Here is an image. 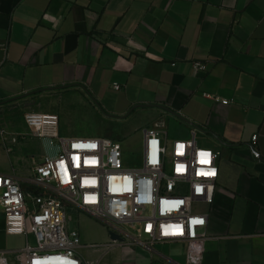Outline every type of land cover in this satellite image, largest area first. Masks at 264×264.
Returning a JSON list of instances; mask_svg holds the SVG:
<instances>
[{"label":"crops","instance_id":"1","mask_svg":"<svg viewBox=\"0 0 264 264\" xmlns=\"http://www.w3.org/2000/svg\"><path fill=\"white\" fill-rule=\"evenodd\" d=\"M0 65V174L29 177L34 169L19 155L26 111L13 100L81 86L111 113L97 121L122 127L151 114L142 124H159L165 139L196 131L199 144L216 150L219 178L205 206L199 264H264V0H0ZM71 123L79 122L59 125L62 136L107 137ZM105 232L91 243H105ZM10 236L0 216V254L23 249L8 247ZM80 251L90 259L101 253ZM102 264L188 261L185 244L175 242L118 248Z\"/></svg>","mask_w":264,"mask_h":264},{"label":"built area","instance_id":"2","mask_svg":"<svg viewBox=\"0 0 264 264\" xmlns=\"http://www.w3.org/2000/svg\"><path fill=\"white\" fill-rule=\"evenodd\" d=\"M194 68L205 72L207 66L196 62ZM24 120L37 136L57 141L58 152L36 165L32 176L0 174L6 231L28 238L23 249L1 253L0 264H102L118 248L175 242L185 244L188 264L201 262L210 220L205 206L215 201L219 153L199 144L196 131L167 140L159 124L145 128L138 164L131 165L119 140L61 136L58 114L30 111ZM68 208L104 226L107 241L84 244L79 228L69 225ZM83 247L100 256L85 258Z\"/></svg>","mask_w":264,"mask_h":264},{"label":"rangeland","instance_id":"3","mask_svg":"<svg viewBox=\"0 0 264 264\" xmlns=\"http://www.w3.org/2000/svg\"><path fill=\"white\" fill-rule=\"evenodd\" d=\"M14 105L19 106L27 112L30 111H44L54 112L60 115L59 125L67 122L71 123V129H96L101 128L107 132V137L111 139H120L126 151V160L129 164H138L140 151L143 144V131L146 128L143 122H149L152 119L151 114H143L140 116L134 115L127 122L119 127V121L107 120L105 124L102 121H97V118L110 119L108 116L111 114L97 108L94 100L81 86L73 87H55L46 88L30 94H25L13 100ZM137 116V117H136ZM95 120V121H94ZM87 121V122H86ZM16 123V122H15ZM23 124V122H20ZM10 127L14 126V122H9ZM119 124V125H118ZM24 134L19 137L20 149L19 155L24 158L25 168L33 169L36 165L44 160L46 156L54 155L58 152L57 141L43 139L34 133L25 122ZM134 126V127H133ZM138 126V127H137ZM61 127V126H59ZM137 127V128H135ZM62 128V127H61ZM12 129V128H11ZM131 132L124 136L127 131ZM60 135L62 136L63 134ZM10 151L17 150L16 147L9 146ZM69 225L70 227L77 226L82 232V239L84 244L91 242H99L97 239L105 232V227L98 223L92 216L82 212L81 210L75 211L68 208ZM83 215V216H82ZM107 231V230H106ZM106 233V232H105ZM108 239V235H107ZM30 244H35L34 236H29ZM28 238L25 235H11L9 237L8 247L14 249L24 248L27 245ZM13 259V256H10Z\"/></svg>","mask_w":264,"mask_h":264},{"label":"snow or ice","instance_id":"4","mask_svg":"<svg viewBox=\"0 0 264 264\" xmlns=\"http://www.w3.org/2000/svg\"><path fill=\"white\" fill-rule=\"evenodd\" d=\"M197 191H199V189H197ZM193 223H203V220H196V221H193Z\"/></svg>","mask_w":264,"mask_h":264},{"label":"bare ground","instance_id":"5","mask_svg":"<svg viewBox=\"0 0 264 264\" xmlns=\"http://www.w3.org/2000/svg\"><path fill=\"white\" fill-rule=\"evenodd\" d=\"M59 130V129H58Z\"/></svg>","mask_w":264,"mask_h":264}]
</instances>
